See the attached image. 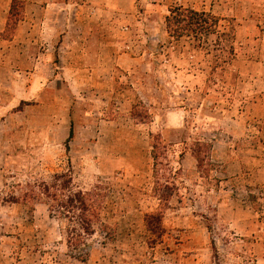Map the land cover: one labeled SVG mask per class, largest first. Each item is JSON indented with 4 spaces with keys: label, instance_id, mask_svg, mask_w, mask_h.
<instances>
[{
    "label": "rangeland",
    "instance_id": "1",
    "mask_svg": "<svg viewBox=\"0 0 264 264\" xmlns=\"http://www.w3.org/2000/svg\"><path fill=\"white\" fill-rule=\"evenodd\" d=\"M154 1L118 12L110 92L58 76L81 63L56 47L20 52L0 0V264H264V0ZM174 6L219 21L174 37ZM57 173L100 193L112 235L76 245L30 196Z\"/></svg>",
    "mask_w": 264,
    "mask_h": 264
},
{
    "label": "crops",
    "instance_id": "2",
    "mask_svg": "<svg viewBox=\"0 0 264 264\" xmlns=\"http://www.w3.org/2000/svg\"><path fill=\"white\" fill-rule=\"evenodd\" d=\"M21 1L24 14L17 28L20 52L23 47H29L31 55L37 59L40 58L39 46H44L48 54L56 47L60 58L81 63L59 67L58 76H62L63 71L84 72L75 76L92 79V89L100 87L111 92L112 81L118 77L119 58L131 57L128 53L118 54V12L133 10V0H126L127 4L124 0ZM168 3L169 0L163 4L160 0L154 1L156 7L162 8ZM164 14L165 10L162 16ZM1 16L0 12V19ZM7 16L6 11L4 20L0 21V32L6 29ZM120 28L124 29L123 26ZM67 76L71 77L69 72Z\"/></svg>",
    "mask_w": 264,
    "mask_h": 264
},
{
    "label": "trees",
    "instance_id": "3",
    "mask_svg": "<svg viewBox=\"0 0 264 264\" xmlns=\"http://www.w3.org/2000/svg\"><path fill=\"white\" fill-rule=\"evenodd\" d=\"M15 3L21 5L22 15L15 20L14 29L24 14L23 1L13 0L9 16L12 15L11 11ZM169 11L170 13L166 17L167 30L174 37H181L190 31L201 34L210 32L219 21L216 15L205 11L200 12L190 7L174 6ZM8 20L4 32L10 26ZM61 178H65L64 183H60ZM30 194L31 197L46 199L51 214L64 217L72 224L67 233L68 238L74 244L86 245L87 238L96 232V223H102L107 234L112 235L108 231V229L111 230V227L101 220L100 193L92 190L75 189L72 178L68 174H55L52 181L39 184L38 189H31ZM147 216L153 218L158 214L149 213Z\"/></svg>",
    "mask_w": 264,
    "mask_h": 264
}]
</instances>
